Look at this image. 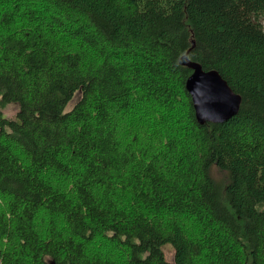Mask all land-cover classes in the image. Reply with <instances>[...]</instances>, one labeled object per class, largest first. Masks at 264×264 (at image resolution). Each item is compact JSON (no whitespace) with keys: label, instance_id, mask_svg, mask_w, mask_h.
Instances as JSON below:
<instances>
[{"label":"trees","instance_id":"obj_1","mask_svg":"<svg viewBox=\"0 0 264 264\" xmlns=\"http://www.w3.org/2000/svg\"><path fill=\"white\" fill-rule=\"evenodd\" d=\"M263 20L264 0H0V264H169L167 244L264 264ZM193 66L228 115L196 119Z\"/></svg>","mask_w":264,"mask_h":264},{"label":"water","instance_id":"obj_2","mask_svg":"<svg viewBox=\"0 0 264 264\" xmlns=\"http://www.w3.org/2000/svg\"><path fill=\"white\" fill-rule=\"evenodd\" d=\"M195 117L198 121L220 119L235 107L237 98L223 78L213 70L193 66L185 80Z\"/></svg>","mask_w":264,"mask_h":264},{"label":"rangeland","instance_id":"obj_3","mask_svg":"<svg viewBox=\"0 0 264 264\" xmlns=\"http://www.w3.org/2000/svg\"><path fill=\"white\" fill-rule=\"evenodd\" d=\"M264 21V20H263ZM78 98V93L75 94V96L73 97V99L70 101V103L68 104L67 108H70L73 103L77 100ZM16 112V105L14 104H8L5 108H4V113L7 115V116H13ZM164 255L166 257V259L168 260L169 264H173V260H172V257H173V249L170 245H165L164 248Z\"/></svg>","mask_w":264,"mask_h":264}]
</instances>
